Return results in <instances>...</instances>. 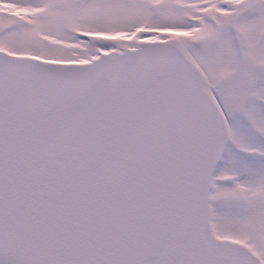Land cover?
<instances>
[{
  "label": "snow or ice",
  "instance_id": "obj_1",
  "mask_svg": "<svg viewBox=\"0 0 264 264\" xmlns=\"http://www.w3.org/2000/svg\"><path fill=\"white\" fill-rule=\"evenodd\" d=\"M0 264H264V0H0Z\"/></svg>",
  "mask_w": 264,
  "mask_h": 264
}]
</instances>
